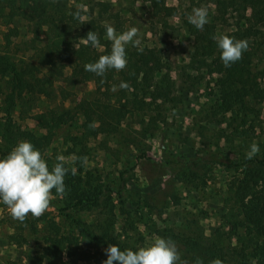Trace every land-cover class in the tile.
Instances as JSON below:
<instances>
[{"label": "rangeland", "instance_id": "obj_1", "mask_svg": "<svg viewBox=\"0 0 264 264\" xmlns=\"http://www.w3.org/2000/svg\"><path fill=\"white\" fill-rule=\"evenodd\" d=\"M99 1L110 3V8L105 10L97 4ZM170 6L175 10L167 15L164 7ZM200 7L208 9L210 21L215 14L214 0H54L56 13L73 15L80 21L92 18L103 25L105 39H108L106 25L113 26L117 33L137 28L140 43L128 45L154 47L161 55L163 67L151 75V83L158 82L161 87L167 83L170 87L166 96L151 94L152 86L145 96L138 92L136 106L126 114L116 131L95 133L84 141L85 144L76 145L73 151L69 148L73 146L70 137L82 135V120L76 108L84 98L92 105L101 101L92 80L82 79L73 86L63 81L55 82L52 93L27 96L28 106L22 109V116L19 108H15V122L37 135L45 131L36 125L32 114L47 108L58 111L73 108V119L56 131L43 156L51 168L57 162L56 157L63 155L68 161L66 167L77 168L80 185L88 187V182L100 192L96 204L79 210L65 208L63 198L52 194L49 207L42 215L54 220L63 232H76L75 225L70 223L74 217L94 235L113 239L122 250H135L150 244L159 237L157 231L165 228L173 231L178 242L180 236L201 232L210 236L218 228L226 231L222 223L226 211L223 199L228 183L240 169L214 166L202 174L205 183L189 175L181 181L172 179L167 184V174L161 167L163 152L196 157L217 150L241 162L255 144L259 150L251 157L264 155V98L251 99L247 110L236 108L222 112L216 106L217 75L188 67L193 38L186 21L193 8ZM226 15L227 22L217 24L216 36L232 27L233 20ZM232 15L236 13L233 11ZM9 27L15 30L6 44L3 33ZM259 27L251 68L259 87L264 89V22ZM31 30L30 24L21 17H14L9 26L0 23V52L6 53L18 67L23 62L35 65L37 47L43 45V35L35 36ZM65 38L72 41L75 34H67ZM41 71L38 77H42L44 69ZM69 71L66 68L64 75ZM10 79V74L0 78L1 91L8 90ZM120 85L119 81L115 83L116 91L112 90L113 86V95L107 102L118 100ZM62 88L66 91L61 92ZM73 157L77 158L74 164ZM68 175L74 176L71 172ZM26 217L34 219L31 213ZM33 221L34 231L14 219L10 209L0 203V264H33L32 257L37 258L36 252L42 251L48 232L46 219ZM21 225L23 230H20ZM19 233L21 236L16 239L19 242L25 239L21 244L10 239L12 234ZM181 244L179 242V246ZM223 244L235 245L228 237ZM71 247L72 255L65 251L61 260H52L49 264H93L80 260L79 253L93 250L95 244L79 242ZM43 263H46L44 259Z\"/></svg>", "mask_w": 264, "mask_h": 264}, {"label": "trees", "instance_id": "obj_2", "mask_svg": "<svg viewBox=\"0 0 264 264\" xmlns=\"http://www.w3.org/2000/svg\"><path fill=\"white\" fill-rule=\"evenodd\" d=\"M215 14L203 29H197L186 21L189 32L192 35L191 48L189 50L188 67L193 71L206 70L216 74L215 85L218 89L216 106L222 112H228L236 108L247 110L251 99L264 98V89L257 83V76L253 73L251 64L255 56V43L259 38L260 24L264 22V0H214ZM105 10L111 4L104 1L97 3ZM54 0H0V23L12 25L14 17H21L31 26L35 36L43 35V45L37 47V61L35 65L21 63L18 67L6 53L0 52V78L6 74L11 75L8 90L1 91L0 102V154L6 156L12 147L20 141H29L43 154L51 144L56 131L66 122L73 119V108L60 111L47 108L34 113L31 118L45 133L37 135L30 129L17 124L13 117L15 108L22 109L28 106L27 96L34 94H50L54 91V84L63 81L70 86L82 79L92 80L95 92L101 101L92 105L88 98L79 103L78 114L82 120V135L72 136L73 146L85 144V140L99 132H113L125 118L126 114L136 105L138 92L147 94L152 86L151 94L154 96H166L170 91L169 84L160 86L158 82L151 83V75L163 67L161 55H158L154 47L126 46L127 65L123 70L110 69L103 77L86 71L85 64L95 62L101 55L109 54L112 42L104 37V26L95 23L94 19L80 21L79 17L68 14H58L54 10ZM167 15L172 14L174 7H164ZM236 15H232V12ZM232 18L231 28L224 34L233 36L238 40H246L248 48L242 57L230 67H225L220 59V52L213 39L216 36L217 24L227 22L226 18ZM15 28L9 27L3 33L5 43L10 42L11 32ZM89 31H95L100 40V46L92 48L83 43L82 38ZM67 34H75L72 41L66 40ZM69 68V73L64 75V70ZM42 77L38 73L42 72ZM34 73V74H33ZM36 74V75H35ZM119 81L126 82L128 87H119L118 100L107 102L113 95L112 87ZM65 92L66 89H60ZM29 108V107H27ZM22 116V115H20ZM161 167L167 174V184L172 180H183L186 176L193 179H202L203 173L214 166L235 167L239 173L232 177L226 188L223 199L226 211L222 216L223 227L218 228L210 236L190 234L177 237L176 241L171 229L157 231L159 237L171 239L177 245L181 259L186 264H264V155L260 157H246L239 162L222 155L219 151H207L196 157L182 155L172 156L162 153ZM68 174L64 178L65 191L60 194L64 200L65 208L82 209L88 205L96 204L99 189L80 185V177ZM96 190V192H95ZM53 194L55 189H53ZM121 195V193H118ZM58 195V194H57ZM46 219L48 232L43 239L42 251H37L32 257L33 264H49L52 260H61L63 253L72 255L71 245L79 242L95 244L93 250L80 251L79 259L93 264H102L107 259L105 249L110 244H117L113 239H102L94 235L79 221L71 217L70 223L75 225L76 232L65 233L61 227L46 215L34 217V219ZM34 219L26 217L22 222L33 231ZM24 227L21 225L20 230ZM22 234V233H21ZM19 234H12L10 239L21 244L16 239ZM234 240L232 247L224 246L225 238ZM70 246V247H69ZM43 259L46 263H43Z\"/></svg>", "mask_w": 264, "mask_h": 264}, {"label": "clouds", "instance_id": "obj_3", "mask_svg": "<svg viewBox=\"0 0 264 264\" xmlns=\"http://www.w3.org/2000/svg\"><path fill=\"white\" fill-rule=\"evenodd\" d=\"M207 17V8H193L188 16V22L197 29H203L208 22ZM105 31L107 38L112 42L110 53L84 65L86 71L100 77L110 69L123 70L127 65L126 46L129 43L134 45L140 43L135 27L117 33L113 26L106 25ZM213 39L225 67H230L238 61L248 48L246 40H238L227 34L214 36ZM82 41L92 48L100 46L95 31H89ZM120 87L126 88L128 85L122 82ZM112 90L116 91L115 86ZM258 150V146L253 144L249 157L251 158ZM76 159L72 158L73 164ZM56 160L55 165L49 168L40 150L26 140L18 142L6 156L0 158V203L10 209L14 219L23 221L29 213L39 217L49 207L53 189L58 195L64 193L65 176L69 172L76 175L77 168L66 167L68 161L63 155H58ZM105 253L107 259L102 261V264H186L181 259L176 243L163 237H157L147 246L135 250L131 248L122 250L119 245L110 244ZM213 264H220V261H214Z\"/></svg>", "mask_w": 264, "mask_h": 264}]
</instances>
